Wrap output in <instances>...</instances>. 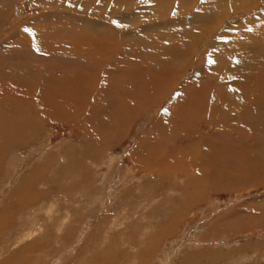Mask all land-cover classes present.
<instances>
[{"label": "rangeland", "instance_id": "rangeland-1", "mask_svg": "<svg viewBox=\"0 0 264 264\" xmlns=\"http://www.w3.org/2000/svg\"><path fill=\"white\" fill-rule=\"evenodd\" d=\"M61 1L0 0V64L7 62L4 57L13 47L36 51L38 43L31 39L45 43L52 36L60 40L57 44H79L73 38L77 29L89 28L80 22L79 9L61 8L65 19L41 17ZM153 1L148 0L153 12L130 25L114 22L115 14L109 20L82 9L84 17L108 20L113 30L126 31L124 42L118 37L111 49L120 53L114 62L118 67H111L109 75L98 69L97 98L89 99L81 83L94 75L92 71L77 69L73 75H82L78 86L68 83L73 80L71 65H56L59 72L54 74L52 69L45 71L58 81L69 74L60 83H67L66 91L97 103V117L81 108L52 112L41 132L5 156L0 216L9 205L5 198L17 186L37 195L20 209L18 201L9 205L15 213L9 217L10 226L0 229V264L31 243L30 255L36 259L24 264H264V81L249 82L251 70L246 69L252 66L256 79L264 77V0H229L227 7L225 1L218 6L223 7L220 18L214 15L212 20L183 19L200 10L204 0H164V5ZM234 5L239 7L232 9ZM120 6L131 14L137 8L135 3ZM147 23H158L146 32L150 37L144 36L147 29L136 36L128 31ZM92 32L80 37L81 42L92 39L89 58L105 55L103 50L96 52L103 42L94 39L97 33L89 38ZM128 34L132 45L145 54L133 49L132 69L126 59H119ZM213 44L222 46L215 52ZM67 47L68 52L75 50L74 45ZM244 53L245 64L239 61V69L234 67L236 54ZM80 65L85 67L84 62ZM232 67L240 74L233 75ZM229 68V78L222 79ZM121 71L127 75L118 78ZM50 78L46 80L58 83ZM219 82L235 95V104L219 96L225 92L215 93ZM75 122H85V129ZM168 157L176 164L171 172L164 169ZM187 165L192 170L187 171ZM29 176L32 185L25 186ZM177 207L185 213L176 215ZM255 214H260L259 220L250 221ZM172 219L175 223L164 228Z\"/></svg>", "mask_w": 264, "mask_h": 264}, {"label": "bare ground", "instance_id": "bare-ground-1", "mask_svg": "<svg viewBox=\"0 0 264 264\" xmlns=\"http://www.w3.org/2000/svg\"><path fill=\"white\" fill-rule=\"evenodd\" d=\"M67 1L66 0L61 1L60 3H62V4L59 3L60 5L54 4V6L51 8L52 11L44 12L41 17L51 16V17H55V18H62V17L67 15L66 12H64V10H62L64 8V6H67V7L71 8V10L74 11V12H75V10L79 9L77 11V13H79L78 18H79L80 22L87 24L89 26V28L87 30L83 29L84 32L82 30L80 31V28L77 29L76 34H74L75 37H73V38H74L75 42H77L79 44H73L75 46L74 47L75 50H73L71 52H68V47L67 46L73 47V45L72 44L64 45L63 43L57 44L56 40H58V39L50 38L52 36H50L48 38L49 42H47L45 40L46 41L45 43H42V42L40 43L38 41V39H36V40H32L31 39L32 43H34L36 45L38 43L37 47H36V45H33V47L38 48V49H35L36 51H32V50H30L28 48L13 47V49L12 48L10 49L11 52L6 54L5 57H4V59L7 60V62L5 64H3V63L0 64V74H1L0 75V171H1V167H2L1 166L2 165V161L4 160L5 156H7V153L9 152V150L15 149L16 146H18V145H20L22 143H25L26 141H28L29 139H31L35 135H37V133L41 132L42 129L44 128L43 124L46 123L47 119L50 118V116H48V115H51L50 113L56 112V111H59V110L60 111L61 110L65 111L67 108L70 109V110H68L69 112L72 111L75 108H77V109L81 108V109H85L84 112L88 113L89 115L91 114L92 117H97V111L98 110L96 111V109L99 108L97 103H95L94 101L92 102V104L90 103L91 101L87 102L86 98L82 97L83 95H77L78 92L74 93L73 90H67L66 91V89H64V85H63L66 82L65 83H60V82L66 80V78L70 77V75L72 77L73 74L79 73V72H77V69H78V71L79 70L80 71L88 70L89 73H91V71H92L94 73V75L92 77H87L85 79L83 78L84 82L79 81V80H81L80 77H82V75H80L79 78L77 77L78 75L77 76L73 75V77H72L73 80L72 81H68V83L71 86H73L74 84L77 85V84H80V82H81L83 84L84 90H87L89 92V95H87V93H88L87 92L86 94H84V96L87 95L89 97V99L97 98L96 97L97 95L94 97V94H95L94 88L97 87L98 84L100 83V78H101L100 71L101 70H98V69H102L103 68L104 70H106V73H108V75H109V74H112V73H109L112 70L111 67L112 68L113 67H118V65L114 64V62H116L115 60L117 59V57L119 56L120 53H117L115 51L113 52V50H111V49H113L112 46L116 44V42H117L116 40H117L118 37H119V39L122 42V40L124 38V35H126V31L125 32H117V31L113 30V28L110 26V24H108V22H107L108 20L105 21V22H107V24H106L104 21H102V19L98 20V18H97V20H95L94 17H92V18L84 17L82 15V11H83L82 9L83 8H87L86 11L91 13L92 16L106 15L107 18L110 17L109 20H113L112 19V17H113L112 14H115L116 17H113V18H116V19H114L113 21L117 22V23H119L121 25H123V24L124 25H126V24L130 25V21H133L134 19H136L138 17L142 18V17H145V16H149L150 13L153 12V11H151L152 7L150 6V4H148V0H137V1L136 0L135 1H133V0H67ZM163 1L164 0H155L153 2H154L155 5H158V4H163L164 5L165 2H163ZM179 1L182 3L185 0H179ZM188 1L190 2L191 0H188ZM225 1H226V7H227L228 6L227 1H229V0H204V1L200 2L201 3L200 4V6H201L200 10H197V12L195 14H193L191 16H188V17H184L183 19H185V20L186 19H192V20L194 19L195 20L196 18L200 17V18L209 19V20L211 19L212 20L214 15H216V17H218V15L220 14L218 12H220L221 9H223V7L219 8L218 6L219 5H224ZM230 2L232 3V2H234V0L233 1L230 0ZM132 3H135L136 6H137V8H135V10H134V14H131L129 12L127 13L126 10H121L122 8H121L120 5H124L125 4L127 7L130 8V4H132ZM163 5L159 6V7H163ZM76 6H78V7H76ZM177 6L179 7V4ZM203 6H205V7H203ZM180 7H182V5H180ZM238 7L239 6L232 7V9L233 8H238ZM58 9H61V11H56ZM161 9L162 8L158 9V7H157L156 10L159 11ZM178 10H179V8L175 9V11L172 12V13L173 14L175 12L178 13ZM185 10L187 11V7H186ZM159 13H160V11H159ZM152 15H153V13H152ZM107 18H105V19H107ZM219 18H220V15H219ZM64 19H65V17H64ZM181 20H182V18H181ZM182 22H185V21H182ZM143 23H145V22H143ZM157 24H152V23L149 24V23H147L145 25L139 26L137 29H134L133 31H130V30H128V31L133 33V36L134 35L136 36V35H139V32L147 29L145 31V35H144V36H147L146 32H148V30H153V29L157 28V26H155ZM163 24L166 25L167 23H163ZM92 30L94 32H92ZM90 32H92V34L88 35V36H91L89 38L94 37V35H95L94 33H97L98 36H95L94 39H96L99 44H101L103 42V44H101V47L96 48V50L98 49V51H96V52L101 53V51L103 50L105 55L89 58L88 50L90 48H92V47H90L91 46L90 42L92 41V39H90V40L88 39L85 42L82 39L83 42H81L80 37H81V35L84 36L85 33L89 34ZM101 34H106V36H109V37H107V38L101 37L102 36ZM74 35H72V36H74ZM86 35H85V37H86ZM255 35H257V34H255ZM57 36L60 37L59 35H57ZM147 37H150V36H147ZM151 37H153V36H151ZM130 39H132V38H130L129 34H128V36L125 38V40L128 41L129 43L126 42L128 45L126 46V48L123 47V49L121 50V51H124V52L121 53L122 56H120L119 59H126L128 68L131 67V69H132V66H129V64H130L129 57L132 54L133 49L136 48V50L140 51L141 55H145V54L139 49L138 45H132L133 43H131L129 41ZM58 41H60V40H58ZM236 45H238V44H236ZM193 46H195V45H193ZM212 46H213V48H215V49H212V50L216 52V50H218L222 45L220 46L219 44H213ZM194 49H195V47H194ZM6 50L7 49H5V51ZM70 53H72V54L69 55ZM131 59L133 61H137L136 59L134 60L132 57H131ZM202 59H204V58H202ZM236 59H239V60L236 63L234 62L235 64H233V66L239 69V67L241 66L239 61L241 63L245 64V60H246L245 53H244L243 57H241L240 55L236 54L235 60ZM81 62H84L85 67L80 65ZM110 62H111V64H110ZM56 65L57 66L62 65L63 67L66 66V65H71V67H72L71 72L74 71V73H70V75L67 73L68 76L65 74L66 77L65 78H61L62 80H60V81H58V79H56L58 77H54V75H53L52 78L54 80H56L55 82H58V83L54 84L53 81L50 82V81L46 80V78L49 79L50 77H48L47 75H44V74H46L45 71L49 70V69H52L53 74L55 72L56 73L59 72V71L55 70ZM127 65H125V68L124 67H122V68L127 70L128 69ZM243 67H245V66H243ZM47 68H49V69H47ZM248 68L251 70L250 71L251 74L248 76V79H247V80H249V82H251V83L254 82L255 84L256 83L259 84V83L264 81L263 80L264 77L259 76V75H258L259 81H258V79H256V74H255V71H252L253 70L252 66L251 67H247L246 66V69H248ZM258 69H259V67H258ZM2 70H3V74H2ZM63 71H64V69L62 70V72ZM232 71H234L233 67H232ZM232 71L230 72V68H229V69H227V72H223L225 75H224V77L222 79H228L229 78V74L228 73L229 72L232 73ZM32 72H37L39 77L34 76ZM177 72H178V70H177ZM238 72L239 71H237V72L234 71L233 75H235L236 73L240 74ZM125 75H127V73L125 74L124 71L123 72L121 71L118 74L117 77L121 78V77H124ZM162 76L163 75L161 74L160 77H162ZM108 77H111V76H108ZM52 78H50V79H52ZM128 78L131 79V76L128 75ZM38 82H39V84H38ZM91 85L93 87L89 89V87ZM218 86L219 87L215 88V90H214L215 93H223V92H225L224 95H219V96L226 97V98L229 99V103L230 104H232V103L235 104V101H234V100H236L235 95L231 94V93H228L227 88H225V86L221 82H219ZM98 88H99V86H98ZM261 91H263V89H261ZM105 92H107V91H105ZM37 99L39 100V102L36 101ZM256 106H257V104H256ZM238 108L236 109V111H238ZM64 111H63V113H64ZM262 113H264V111ZM79 119L80 118L78 117V119L76 121H79ZM66 120L67 121H71L73 123L74 119H69V116H67ZM62 121H65V120L62 119ZM84 124H86V123L82 122V123L79 124V123L75 122L74 125H76V126L78 125V129L82 130V129H85ZM87 126H91V125L87 124ZM82 133H83V140H87L85 138L86 134H84L83 131H82ZM72 148L73 147L71 146V149ZM96 151H97V149H96ZM194 155L195 154H192V156H194ZM192 156H190V165H192V163H191L192 162ZM167 159H168V161L166 160V162H164L165 166L164 165L163 166L165 167L164 168L165 170H167V171L169 170V172H171V169H173V167L175 168L176 164L173 165L174 162H170L169 161L170 157H168ZM188 166L189 165H187V167ZM36 169H39V167H35V170L33 169L34 172H36ZM189 169L192 170V166L191 167L189 166L187 171H189ZM33 170H31V172H32L30 174L31 177H33V175L35 174L33 172ZM162 173H164V172H162ZM200 173H201V171H200ZM30 176H29V179H27V180L25 179V181L23 182L25 184V186L26 185H28V186L32 185L33 178H31ZM23 180H24V178H23ZM191 182H192V180H191ZM214 183H216V182H214ZM17 185H19V184H17ZM210 186H212V183H210ZM21 187H22V185H21ZM21 187L19 185V186H17V188L14 187L16 189H14V190L11 189L10 190V191H12V190L13 191L11 193H8L7 199L5 198V201L9 200L8 203H6V204L11 205V204H14L15 201H18L17 205H18V208L20 209V207L22 205L23 206H27L29 202L31 203V201H33L34 197L37 194L31 193V191H29L31 189H27L26 190V188H25V190L24 189L21 190L22 189ZM196 188H197V186H196ZM202 188H204V187H202ZM204 189H206V188H204ZM189 195L190 194H188V196ZM198 196H199V194H198ZM190 199L188 201H191ZM9 205L4 206L2 208V211H4V213L8 209ZM183 205H184V203H183ZM9 207H10V209L7 210L8 213H6V214L3 213L0 216V229L1 228L4 229V228L9 227L11 222H12V220H10V218L11 217L13 218V213L12 212H14V209H11L13 206L12 207L9 206ZM184 208H185V206H184ZM184 208L182 207V208H179V210H178V207H177L176 210H178V212H177L176 215H178V216L183 215L185 213V211H186ZM9 214H10V216H8ZM4 215H7L8 217H5ZM259 217H261L260 214L259 215L255 214V215H252L251 219H249V220L251 221L254 218L258 219ZM174 223H175V219H172L170 222L164 224V228H166V227L170 228ZM158 239H160V236L157 237L154 241L156 242V240H158ZM33 245H34V243L33 244L31 243L30 247L28 245L26 246V248L23 247L24 249H21L20 251H22L23 253L26 252L24 254H22V252H20V253H18V256L5 257L3 259L4 262H2V264H10L11 262L12 263H18V264H20V263L24 264V262L26 260L32 261L33 259H36V258H34V255H30V253H32V249L34 248ZM147 251H148L147 252L148 254L146 253V255L143 256L142 258H144V259L148 258L150 249H147ZM9 261H11V262H9ZM45 264H47V263H45Z\"/></svg>", "mask_w": 264, "mask_h": 264}]
</instances>
